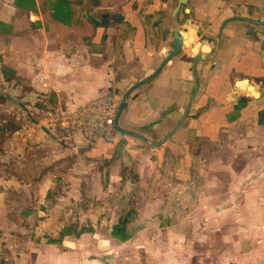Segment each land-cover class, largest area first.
Segmentation results:
<instances>
[{
  "label": "crops",
  "instance_id": "0c3cea01",
  "mask_svg": "<svg viewBox=\"0 0 264 264\" xmlns=\"http://www.w3.org/2000/svg\"><path fill=\"white\" fill-rule=\"evenodd\" d=\"M177 31L182 49L117 119L133 135L89 144L46 123L57 105L121 101ZM187 106L160 146L140 138L159 141ZM127 213L119 241L111 226ZM71 223L92 231L51 241ZM106 257L264 264V0H0V258Z\"/></svg>",
  "mask_w": 264,
  "mask_h": 264
},
{
  "label": "built area",
  "instance_id": "2783aa9c",
  "mask_svg": "<svg viewBox=\"0 0 264 264\" xmlns=\"http://www.w3.org/2000/svg\"><path fill=\"white\" fill-rule=\"evenodd\" d=\"M119 101L115 93L107 91L77 106L57 105L44 119L50 127L70 137L81 136L89 144L100 139L110 141L117 133Z\"/></svg>",
  "mask_w": 264,
  "mask_h": 264
},
{
  "label": "water",
  "instance_id": "95a60500",
  "mask_svg": "<svg viewBox=\"0 0 264 264\" xmlns=\"http://www.w3.org/2000/svg\"><path fill=\"white\" fill-rule=\"evenodd\" d=\"M186 0H179V2H180V4L181 3H184ZM234 18H237V17H234ZM230 19H227L226 21H229ZM226 21H224L223 23H222V25H221V29H222V27H223V25L225 24V22ZM220 29V30H221ZM203 39H205V40H207V41H211L212 39L210 38V37H207V36H203L202 37ZM182 47H183V41H182V34L180 33V32H176V35H175V39L173 40V43H172V47H171V49H169L168 50V52H167V55H166V57L163 59V61L161 62V64L158 66V68L156 69V71L154 72V73H152L151 75H149V76H147V77H145L144 79H141L140 81H138V82H136L134 85H132L125 93H124V95H123V97H122V99H121V101H120V103H119V109H118V112H117V115H116V119H115V125H116V127H117V131L118 132H120V133H125V134H132L133 135V133H130L129 131H126V130H124V129H122V128H120L119 126H118V123H117V119H118V117H119V115H120V113H121V111H122V109L124 108V106H125V102H126V98H127V96L137 87V86H139L140 84H142V83H144V82H146V81H148L149 79H151L155 74H157L160 70H161V68L163 67V65L172 57V56H174L175 54H177L181 49H182ZM204 50H207V47L206 46H204V48H203ZM203 58V56H202V54L201 55H199L198 57H196V59H195V61H199V60H201ZM247 91H252V93L254 94V91L252 90V88L251 87H248V89H241V92H240V96L241 97H243V96H245L246 95V92ZM188 108H189V106H187V108H186V110H185V114H184V117H183V119L178 123V125H176V127H174L169 133H167L164 137H162L159 141H156V142H148L145 138H143V137H140V136H138V135H136L137 137H140L147 145H149L150 147H158V146H160L171 134H172V132L175 130V129H177V127H179L180 125H181V123L183 122V120L185 119V117H186V114H187V110H188ZM101 140V139H100ZM104 141V140H103ZM104 263H106V264H114L113 263V258L112 257H106L104 260Z\"/></svg>",
  "mask_w": 264,
  "mask_h": 264
},
{
  "label": "trees",
  "instance_id": "16d2710c",
  "mask_svg": "<svg viewBox=\"0 0 264 264\" xmlns=\"http://www.w3.org/2000/svg\"><path fill=\"white\" fill-rule=\"evenodd\" d=\"M1 72L4 75L5 79L10 78L9 76H14L13 71H11L9 68H7L4 65H1ZM129 219H130V215L128 213L125 216L120 217L118 222H116L115 224L111 226L110 235L119 241L127 240L131 235V232L127 230L126 228L127 227L126 225L129 222ZM85 231H92V227L90 226L89 227H85V226L79 227L77 224L71 223L69 225H65L55 237L51 238V241L61 242L62 239L67 235L74 234L78 236L80 233L85 232ZM0 264H11V262L4 258H0Z\"/></svg>",
  "mask_w": 264,
  "mask_h": 264
},
{
  "label": "flooded vegetation",
  "instance_id": "af4514ba",
  "mask_svg": "<svg viewBox=\"0 0 264 264\" xmlns=\"http://www.w3.org/2000/svg\"><path fill=\"white\" fill-rule=\"evenodd\" d=\"M227 19L232 20V19H234V17H229V18H227ZM227 19H225L224 21H226ZM224 21H223V22H224ZM226 22H227V21H226ZM226 22H225V23H226ZM254 22H255V23H260L259 21H254ZM223 26H224V25H223ZM220 29H221V27H220ZM220 32H221V30L219 31L218 37L220 36ZM211 41H212V40H211ZM211 41H210V42H211ZM198 56H199V55H198ZM198 56H196V57H198ZM204 57H205V56H203V58H204ZM203 58H202V59H203ZM118 109H119V108H118ZM115 127H116V126H115Z\"/></svg>",
  "mask_w": 264,
  "mask_h": 264
},
{
  "label": "rangeland",
  "instance_id": "374dc122",
  "mask_svg": "<svg viewBox=\"0 0 264 264\" xmlns=\"http://www.w3.org/2000/svg\"><path fill=\"white\" fill-rule=\"evenodd\" d=\"M207 170H208V168H207V169H205V170H204V172H205V171H207ZM204 264H211V263H204ZM216 264H217V263H216Z\"/></svg>",
  "mask_w": 264,
  "mask_h": 264
}]
</instances>
